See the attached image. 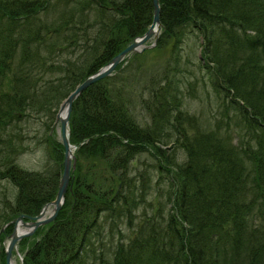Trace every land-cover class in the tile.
I'll return each mask as SVG.
<instances>
[{
	"label": "trees",
	"instance_id": "1",
	"mask_svg": "<svg viewBox=\"0 0 264 264\" xmlns=\"http://www.w3.org/2000/svg\"><path fill=\"white\" fill-rule=\"evenodd\" d=\"M72 2L0 0V17L6 16L0 27V179L15 187L12 198L0 196V225L51 200L62 167L56 157L53 171L17 163L30 135L7 130L22 119L14 112L28 116L26 109L39 107L53 122L67 93L152 17L151 0H87L82 8L94 9L93 17ZM159 2L156 45H169L170 54L152 104L144 103L149 122L136 121L123 90L108 85V77L79 93L69 115L75 168L57 215L20 242L22 264H264V0ZM50 9L57 15L43 14ZM192 34L201 37V60L221 97L210 124L182 107L175 67L181 43ZM46 143L61 159V144L49 134ZM149 144L162 160L158 169L168 174L169 212L164 219L160 212L134 220L149 189L141 173L140 182L130 174L131 161ZM80 157L87 165L80 167ZM105 227L119 233L113 243L105 240Z\"/></svg>",
	"mask_w": 264,
	"mask_h": 264
},
{
	"label": "rangeland",
	"instance_id": "2",
	"mask_svg": "<svg viewBox=\"0 0 264 264\" xmlns=\"http://www.w3.org/2000/svg\"><path fill=\"white\" fill-rule=\"evenodd\" d=\"M49 1V0H47ZM76 3H70L75 5L78 8L79 13L86 15V12L92 17L94 12L91 9L85 11L82 7L87 0H74ZM45 16L50 15V18L57 15L55 10L51 9L47 12H43ZM42 12H39L38 15H43ZM3 18L0 17V27L3 26ZM160 35V30L158 37ZM157 37V39H158ZM156 39V43H157ZM153 42V39L148 41V43ZM156 43L148 48H145L141 52L132 53L124 60H122L116 67V70L109 75L106 83L111 87L121 88L122 96L124 100H127V103L131 111L135 115L136 121L139 124L144 125L150 120L149 112L144 105V103L151 102V93L153 94L154 88H156V80L161 77V72L165 66V62L170 54V47L167 44L163 46H157ZM201 37H198L195 34H192L184 39L181 43V58L178 61V65L175 67L180 68V71L176 73L180 77L182 83L180 85V96L182 100V107L185 110H188L190 113H195L197 119L200 123L210 124L212 120H215L218 112L220 111V99L218 91L215 90L210 72L204 68V63H202L201 54ZM200 52V55H199ZM65 53V52H64ZM179 53V55H180ZM19 51L14 53L18 55ZM76 53H70V55H75ZM57 56V53H55ZM16 59V58H12ZM2 70H0L1 73ZM5 82L4 84H6ZM144 101V102H143ZM152 104V102H151ZM58 108L55 109V113ZM25 112H30V115L24 116L25 114H17V110L14 112L15 115L21 117L22 119L16 123V119L12 122L11 125H7L8 129L13 131H20L27 133L29 138L25 139L24 143L27 145V149L20 152L17 155V163L30 170H39L43 171L46 168L48 171H53L56 169L59 161L62 164V158H59V155H56L54 152L49 150V146L46 143V135H51L56 141L59 140V134H57V125L53 126L52 119L46 117L38 107L35 109H26ZM54 113V114H55ZM53 114V116H54ZM24 116V117H23ZM15 117V116H14ZM54 120V119H53ZM27 136V137H28ZM170 150L172 143L169 142L167 145ZM62 147V144H61ZM146 149L138 153L131 161V172L130 174H136L138 176V181L140 182L142 176L145 179L146 187L149 189L143 195V200L138 206L135 214L134 220H141L143 215L147 216H157L158 213L162 212V218L164 219L169 210L170 203L167 200L168 188V174L167 172H162L158 169L157 163L162 161L160 157L152 153V145L145 146ZM63 149V148H62ZM76 150V147H75ZM75 150H73L75 152ZM178 161L184 158V155L180 149H177ZM55 157L57 159H55ZM80 167L84 161L80 157ZM99 170L102 174L106 173V168L99 163ZM75 168V167H74ZM73 170V169H72ZM81 170H85V166ZM142 174L140 177L139 174ZM162 173V174H161ZM6 193L9 198H12V195L15 193V187L11 182L0 179V196ZM1 206V205H0ZM137 216V217H136ZM159 217V216H158ZM1 222V220H0ZM120 224L122 231L128 232L127 223L124 221ZM104 238L107 242L113 243L118 238V232L115 235H110L108 233L107 227L103 230ZM8 234V233H7ZM31 239V236L28 238ZM28 240V241H29ZM112 245V244H111ZM15 264H21L19 262L18 256H13Z\"/></svg>",
	"mask_w": 264,
	"mask_h": 264
},
{
	"label": "water",
	"instance_id": "3",
	"mask_svg": "<svg viewBox=\"0 0 264 264\" xmlns=\"http://www.w3.org/2000/svg\"><path fill=\"white\" fill-rule=\"evenodd\" d=\"M152 3V17L148 27L145 31L135 36L129 43H127L119 52L110 57L105 63L100 65L94 72L85 76L75 87L70 90L62 99L55 114V122L58 123L57 132L59 140L63 147L62 171L58 179L56 193L53 199L44 203L38 213L34 215L19 213L13 220L12 232L9 240L5 246V264H11V251L15 243L22 237L31 235L34 230L45 223L50 222L57 214L60 206L64 200V194L69 182L70 172L75 167V155L73 149L75 145L69 140V115L74 99L79 93L89 86L91 83L112 74L116 65L125 57L134 52H140L145 48L151 47L156 43V39L161 28L160 21V2L159 0H151ZM153 39V42L148 43ZM64 109V110H63ZM65 111L63 114L61 111ZM51 206V211L46 213V209ZM2 225L0 231L4 229ZM23 226L26 229L17 230L18 227Z\"/></svg>",
	"mask_w": 264,
	"mask_h": 264
},
{
	"label": "bare ground",
	"instance_id": "4",
	"mask_svg": "<svg viewBox=\"0 0 264 264\" xmlns=\"http://www.w3.org/2000/svg\"><path fill=\"white\" fill-rule=\"evenodd\" d=\"M96 82V81H95ZM64 110V109H63ZM61 111V113L63 114L65 111ZM51 206L49 205V207L46 209V213H49L51 210ZM24 230L23 227H18L17 230ZM6 229H3L2 231H0V253L3 254V258L5 259V246L7 245V242L9 240V236L10 234H8L6 237H4V233H5ZM12 232V228H10L9 233ZM33 235V234H32ZM32 235L26 236V237H22L21 239H19L16 243L15 246L13 247L12 251H11V256L17 255L19 262L22 261L23 258V251L20 249V242L25 239V238H29L30 236L32 237ZM11 264H15L13 258L11 260Z\"/></svg>",
	"mask_w": 264,
	"mask_h": 264
}]
</instances>
